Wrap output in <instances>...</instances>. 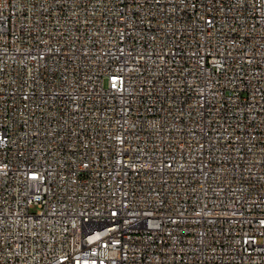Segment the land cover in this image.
<instances>
[{
	"label": "built area",
	"instance_id": "built-area-1",
	"mask_svg": "<svg viewBox=\"0 0 264 264\" xmlns=\"http://www.w3.org/2000/svg\"><path fill=\"white\" fill-rule=\"evenodd\" d=\"M0 264H264V0H0Z\"/></svg>",
	"mask_w": 264,
	"mask_h": 264
}]
</instances>
